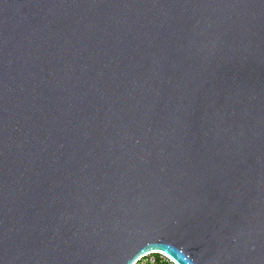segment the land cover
<instances>
[{"label": "water", "instance_id": "water-1", "mask_svg": "<svg viewBox=\"0 0 264 264\" xmlns=\"http://www.w3.org/2000/svg\"><path fill=\"white\" fill-rule=\"evenodd\" d=\"M264 264V0H0V264Z\"/></svg>", "mask_w": 264, "mask_h": 264}, {"label": "built area", "instance_id": "built-area-1", "mask_svg": "<svg viewBox=\"0 0 264 264\" xmlns=\"http://www.w3.org/2000/svg\"><path fill=\"white\" fill-rule=\"evenodd\" d=\"M132 264H178L163 253H148L136 259Z\"/></svg>", "mask_w": 264, "mask_h": 264}, {"label": "bare ground", "instance_id": "bare-ground-1", "mask_svg": "<svg viewBox=\"0 0 264 264\" xmlns=\"http://www.w3.org/2000/svg\"><path fill=\"white\" fill-rule=\"evenodd\" d=\"M158 253H161V252H158ZM164 254V253H163ZM166 255V254H165ZM168 256V255H167Z\"/></svg>", "mask_w": 264, "mask_h": 264}]
</instances>
